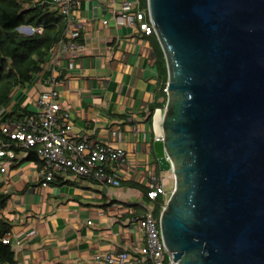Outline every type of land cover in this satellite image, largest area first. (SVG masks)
Returning <instances> with one entry per match:
<instances>
[{
  "label": "crops",
  "instance_id": "obj_1",
  "mask_svg": "<svg viewBox=\"0 0 264 264\" xmlns=\"http://www.w3.org/2000/svg\"><path fill=\"white\" fill-rule=\"evenodd\" d=\"M123 1L78 0L72 26L83 48L58 49L56 58L59 41L43 69L18 85L2 108L3 114L35 112L37 96L55 78L75 134L123 147L129 160L116 166L120 185L58 172L44 186L43 160L29 157L31 148L16 143L14 156H0L5 167L0 194L8 196L0 216L12 224L7 234L16 256L12 264H124L107 261L106 254L126 249L136 257L146 241L137 218L158 205L147 194L154 170L166 176L160 175L164 170L153 147L154 114L168 97L161 95L163 61L159 65L166 56L156 33L147 34L138 20L125 17ZM134 1L131 14L143 11L150 21L148 0Z\"/></svg>",
  "mask_w": 264,
  "mask_h": 264
},
{
  "label": "water",
  "instance_id": "obj_2",
  "mask_svg": "<svg viewBox=\"0 0 264 264\" xmlns=\"http://www.w3.org/2000/svg\"><path fill=\"white\" fill-rule=\"evenodd\" d=\"M148 6L169 72L153 142L176 175L167 248L175 264H264V0Z\"/></svg>",
  "mask_w": 264,
  "mask_h": 264
},
{
  "label": "built area",
  "instance_id": "obj_3",
  "mask_svg": "<svg viewBox=\"0 0 264 264\" xmlns=\"http://www.w3.org/2000/svg\"><path fill=\"white\" fill-rule=\"evenodd\" d=\"M50 2L56 5L59 12L67 19L64 36L57 49H53L55 57L59 55L58 49L60 52H65L83 48V43L79 41L80 31L72 26L74 7L78 0H50ZM134 2V0L123 1L121 6L123 14L131 22L138 20L139 27L147 34L151 33L154 31L151 16L148 21L143 11L131 14ZM107 21L104 19L105 23ZM56 85L55 78H52L51 88L38 95L35 112L19 118H10L2 123V129L9 139L2 142L0 156H14V143L34 148L44 163L41 182L44 186L53 180L58 172H70L78 176L91 177L104 184L120 185V176L115 170L117 165L129 161L126 149L100 142H90L77 136L70 111L63 105ZM164 90L168 92V82ZM0 168L5 169L4 166ZM171 180H173V187L168 191L166 185ZM175 181V172L170 168L167 176L161 178L154 176L149 182L147 194L150 199H155L160 194L164 195L161 210L165 208L175 187ZM137 220L146 236L145 243L138 246L139 256L132 257L126 249H123L106 254V260L124 264H175L161 231L160 216H156L152 208H147ZM3 241H10L9 236L6 235Z\"/></svg>",
  "mask_w": 264,
  "mask_h": 264
},
{
  "label": "trees",
  "instance_id": "obj_4",
  "mask_svg": "<svg viewBox=\"0 0 264 264\" xmlns=\"http://www.w3.org/2000/svg\"><path fill=\"white\" fill-rule=\"evenodd\" d=\"M25 25L32 26L34 31H22L21 28ZM66 27V17L50 1L0 0V146L4 140L9 139L2 129V123L14 116L19 118L23 115L15 111L3 114L2 108L9 104L18 85L30 82L43 69L52 48L63 38ZM154 33L152 31L149 34ZM162 61L161 95H166L164 87L167 82V64L163 58L160 66ZM159 104L164 106L165 100ZM152 108L155 109V106ZM13 148L18 149L16 143ZM29 157L37 158L32 147ZM7 198V195L0 194V209L5 207ZM156 201L158 205L155 206L154 213L160 216L164 199L159 195ZM11 227V222L0 216V264H12L16 259L12 242L3 241Z\"/></svg>",
  "mask_w": 264,
  "mask_h": 264
},
{
  "label": "rangeland",
  "instance_id": "obj_5",
  "mask_svg": "<svg viewBox=\"0 0 264 264\" xmlns=\"http://www.w3.org/2000/svg\"><path fill=\"white\" fill-rule=\"evenodd\" d=\"M21 30L26 32V33H29L28 30L25 31L24 26L21 28ZM165 93H166V96H168L166 91H165ZM148 173H149V171H148ZM158 173L159 172L157 170H154L153 176H157ZM160 173H161L160 175H166L167 176L168 175V170L160 171ZM172 187H173V180H171L170 184L167 186V190L170 191L172 189Z\"/></svg>",
  "mask_w": 264,
  "mask_h": 264
},
{
  "label": "bare ground",
  "instance_id": "obj_6",
  "mask_svg": "<svg viewBox=\"0 0 264 264\" xmlns=\"http://www.w3.org/2000/svg\"><path fill=\"white\" fill-rule=\"evenodd\" d=\"M157 127H158V131L160 132L161 130V119H160V115H157Z\"/></svg>",
  "mask_w": 264,
  "mask_h": 264
},
{
  "label": "clouds",
  "instance_id": "obj_7",
  "mask_svg": "<svg viewBox=\"0 0 264 264\" xmlns=\"http://www.w3.org/2000/svg\"><path fill=\"white\" fill-rule=\"evenodd\" d=\"M29 32V31H28ZM30 33V32H29Z\"/></svg>",
  "mask_w": 264,
  "mask_h": 264
}]
</instances>
